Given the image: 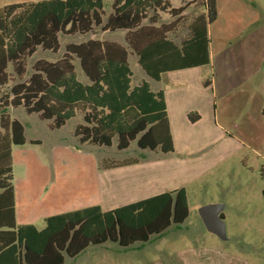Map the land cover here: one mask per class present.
Masks as SVG:
<instances>
[{
    "label": "trees",
    "instance_id": "obj_1",
    "mask_svg": "<svg viewBox=\"0 0 264 264\" xmlns=\"http://www.w3.org/2000/svg\"><path fill=\"white\" fill-rule=\"evenodd\" d=\"M196 1L202 11L191 23V35L180 43L156 24L158 11L177 17L186 9L172 7L171 0H114L105 21L103 0H40L0 8V264H64L65 256L75 257L90 245L110 241L127 248L185 221L189 206L181 187L111 210L91 205L50 215L40 230L32 224L18 225L12 147L25 144L26 137L23 124L4 109L22 106L47 120L50 129L81 113L83 122L73 130L80 143L109 147L115 137L119 150L136 141L139 149L172 151L164 94L151 90L144 80L131 85L128 57L134 52L139 66L154 80L164 72L209 64L208 25L217 17V0L191 3ZM150 10L152 16L147 14ZM98 26L102 31L124 30L123 43L107 39L67 43L59 58H38L22 79L26 55L38 47L56 52L60 33L83 35ZM76 61L87 82L79 79ZM15 77L22 80L5 92ZM187 117L194 122L199 115L189 112ZM135 161L106 163L102 168ZM260 175L264 181V164ZM261 195L264 203V188Z\"/></svg>",
    "mask_w": 264,
    "mask_h": 264
},
{
    "label": "rangeland",
    "instance_id": "obj_2",
    "mask_svg": "<svg viewBox=\"0 0 264 264\" xmlns=\"http://www.w3.org/2000/svg\"><path fill=\"white\" fill-rule=\"evenodd\" d=\"M37 1L40 0H0V8ZM113 1L103 0L104 21L112 12ZM192 1L171 0L172 7L186 6L177 17L167 11L157 12V27L168 30L166 36L177 43L191 35V23L202 11L200 2ZM216 8L217 17L209 24L210 63L191 69L195 71H184L183 74L189 72L191 91L188 95L192 96V103L197 105L202 102V106L205 105L204 98H208L203 117L209 126L214 124V120L221 123L225 129L221 132L227 139L217 141L216 145L211 146L216 151L207 155L201 151L195 156H172L179 162L174 179L186 186L192 207L185 222L178 225L183 231L175 232V228L170 227L163 231L162 236L153 234L148 241L135 242L127 248L110 241L103 247L90 245L82 255L65 256L64 264H169L173 260L171 256L184 248V243L189 248H207L213 244L211 239L215 240L218 250L226 254L225 264H264V203L261 195L264 181L260 175V168L264 164V116L261 114L264 106V0H217ZM147 14L152 16L153 11ZM148 23V18L143 21L144 25ZM124 35V30L102 31L100 26L83 35L60 33V48L56 52L38 47L32 55L24 57L27 73L22 79L27 78L38 58H59L67 43H79L87 39L123 41ZM128 61L132 86L142 80L147 81L152 89L167 85L169 75H165L160 82L152 79L139 66L134 52L129 55ZM75 64L79 79L87 82L78 62ZM22 79L15 77L4 87V91H8L13 82ZM207 79L211 81V88L205 90L207 85L202 83ZM198 81L202 82L201 85ZM202 89L204 97L198 99L197 92ZM4 110L23 124L27 137H38L42 141L41 146L25 145L15 155L11 166L12 183L18 190L17 195L22 191L24 193L26 188L22 180L26 161L30 162L27 164L37 163L39 158L49 169L44 174L39 169L37 172L33 169L36 179L30 194L35 195L41 184L47 186L51 180H57L55 189L59 190L61 178H68L65 179L68 181L90 179L91 175L93 177L94 158L99 168L106 163L141 158L142 151L136 141L122 150L117 149L115 137L109 147L80 143L73 135V130L78 123L83 122L81 113L69 119L64 126L50 129L47 120L41 119L36 113H27L22 106L6 107ZM213 132L214 129L210 127L208 133ZM208 203L224 205L225 239L208 232L200 220L198 206Z\"/></svg>",
    "mask_w": 264,
    "mask_h": 264
},
{
    "label": "crops",
    "instance_id": "obj_3",
    "mask_svg": "<svg viewBox=\"0 0 264 264\" xmlns=\"http://www.w3.org/2000/svg\"><path fill=\"white\" fill-rule=\"evenodd\" d=\"M118 42L123 43V41ZM209 57L211 59L210 47ZM202 66L164 72L161 74L160 79L156 81L160 82L165 75H169L167 85L157 89H152L150 86L151 90L155 92L161 90L164 94L169 129L173 141L172 151L162 152L160 149H141V158L134 163L131 162L110 168H99L97 160L94 158L93 172H91V174L93 173V177L91 175L90 179L81 178L68 181L65 180L68 178H61L59 183L61 189L59 190L55 189L57 187V180H51L47 186L45 183L41 184L38 188V193L35 195L30 194L31 189L34 187V180L36 179V173L33 172V169L35 168L36 172L38 169L41 170L42 174L48 172L49 169L39 158L37 163L27 164L30 162L26 161V163L23 164L25 175L22 179L23 183L26 184L24 193L22 191L17 195L18 190L13 186L16 223L18 225L32 224L40 230L44 227V218L50 215L73 211L91 205H99L102 210H111L181 187L185 189L188 201L186 186L184 184H179V182H176L174 179L179 162L174 160L172 156L176 154H181L184 157L188 154L190 156H195V154L201 151L207 155L216 151V149L211 146L216 145L217 141L221 142V140L227 139V136L221 132L225 130L222 125H220L221 123L214 120V124L209 126L206 118L203 117V113L208 107V98H204L203 102L205 105L201 106L202 102L201 104L198 103L194 105L190 100L192 96L188 95V92L191 91V86L189 85V72H186V74L183 73L187 70L195 71L191 69H198ZM201 83V81H198V84L201 85ZM202 84L207 85L205 90L211 88V81L209 79L205 80ZM200 96H202V98L204 97V89L197 92L198 99ZM189 112H196L199 118L191 122L187 117ZM210 127L214 129L212 134L208 133ZM194 129L197 131L193 132L192 130ZM25 137V144L13 145L12 162L16 158V153H19L25 145L29 144L32 147L42 145V141L38 137H27L26 135ZM30 140H37L38 143H30ZM74 146L79 148L77 145H72V147ZM30 151L33 152V149ZM27 158L28 157H26V159ZM181 161H184V159H181ZM45 182L47 184V181ZM72 186L74 187L73 189H67V187ZM22 196L25 197L21 199ZM188 206L189 216L192 211L189 201ZM223 209L220 212L222 217H224ZM178 225L180 224L171 225L168 228L174 227L175 232H182L183 229L178 227ZM162 234L163 232L158 235L162 236ZM211 241L213 244L210 247L206 248L203 246V248L198 249L189 248V246L184 243V248L171 256L173 260L169 264H225L226 254L224 251L221 252L218 250V245H215V240L211 239ZM104 244L105 243L93 247H103ZM88 248L89 246L76 256L82 255Z\"/></svg>",
    "mask_w": 264,
    "mask_h": 264
},
{
    "label": "water",
    "instance_id": "obj_4",
    "mask_svg": "<svg viewBox=\"0 0 264 264\" xmlns=\"http://www.w3.org/2000/svg\"><path fill=\"white\" fill-rule=\"evenodd\" d=\"M224 205L222 203H208L198 208V214L207 231L221 239L226 238L225 224L220 215Z\"/></svg>",
    "mask_w": 264,
    "mask_h": 264
}]
</instances>
